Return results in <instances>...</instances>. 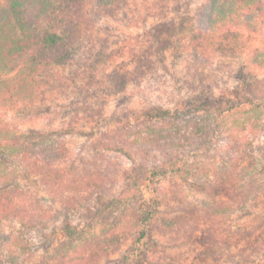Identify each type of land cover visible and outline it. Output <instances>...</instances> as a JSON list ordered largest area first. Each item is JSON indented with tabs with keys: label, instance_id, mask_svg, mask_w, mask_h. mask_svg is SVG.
I'll return each instance as SVG.
<instances>
[{
	"label": "trees",
	"instance_id": "trees-1",
	"mask_svg": "<svg viewBox=\"0 0 264 264\" xmlns=\"http://www.w3.org/2000/svg\"><path fill=\"white\" fill-rule=\"evenodd\" d=\"M123 1L101 0L99 6L105 10ZM85 2L0 0V108L33 105L42 99V78L73 60L76 44L90 27L82 12ZM159 12L157 16H164L163 20L170 18L166 7ZM196 17L197 21L178 20L173 29L182 38H186L187 27L192 34L193 55L188 67L203 77L192 103L151 106L142 113L141 121L107 131L94 146L77 155L47 133L20 135L0 121L1 264H20L41 243L47 248L41 264H102L132 236L135 239L123 264L136 263L157 226L160 194L154 191L159 195L148 211L139 213L132 204L141 199V182L154 184L168 174L184 176L204 193L224 189L242 208L264 203V76L244 73L243 69L233 90L222 87L217 78L208 84L204 78L207 52L228 56L249 51L252 63L264 70V0H206ZM146 62L137 65V86L151 74ZM126 82L118 85L124 87ZM212 128L224 134L227 160L218 167L184 163L180 154L209 150ZM127 151L143 161L142 172L131 188L122 179L129 176L122 175L124 163L117 157L123 154L134 160ZM256 161L262 162L259 170L255 169ZM20 168L41 180L61 210L21 186ZM103 195L108 200L102 201L100 214L115 208L113 220L105 215L95 228L96 220L80 229L73 227L76 215L93 201H101ZM185 204L178 194L173 195L164 212L166 217L161 219L166 231L192 227L228 248L258 245L264 240L263 232L246 244L247 238L241 236L246 230L227 226L220 215H230L233 206L228 203L203 202L197 208ZM56 224L67 238L58 246L49 242L53 233H47ZM98 228L104 234L94 233Z\"/></svg>",
	"mask_w": 264,
	"mask_h": 264
},
{
	"label": "rangeland",
	"instance_id": "rangeland-1",
	"mask_svg": "<svg viewBox=\"0 0 264 264\" xmlns=\"http://www.w3.org/2000/svg\"><path fill=\"white\" fill-rule=\"evenodd\" d=\"M100 1L86 0L82 12L90 20V27L76 44L73 60L68 65L55 67L42 78L41 89L45 92L42 99L33 105L0 108V121L8 123L18 134L47 133L77 155L94 146L107 131L141 121L142 113L151 106L172 107L184 101L192 103L203 78L188 67L189 58L193 55L192 34L187 27L186 38H182L173 29L180 19L197 21V10L206 0H125L105 10L100 8ZM163 6L168 10L169 19L157 16ZM195 27L196 30L201 28L196 22ZM206 54L204 78L207 84L211 78H217L222 87L233 90L239 85L243 69L244 73L264 76V70L252 63L249 51L228 56L213 52ZM142 60H147V71L151 74L142 86H137L135 73ZM123 80L127 81L125 88L118 85ZM208 138L212 141L209 150L180 154L183 162L210 163L218 167L226 161L224 134L212 128ZM126 153L134 160L123 154L117 157L124 163L122 175L126 173L129 176L122 179L131 188L136 175L142 172L143 161L133 152ZM261 164L256 161L255 169L259 170ZM18 171L22 187L47 199L56 210H61L45 192L38 177L27 175L23 168ZM140 185L142 196L132 204L133 207L139 213L148 211L153 207L154 198L160 194V213L156 216L157 226L149 243L142 248L134 264H264V240L258 245L228 248L225 243L193 231L192 227L171 232L161 226V219L166 217L164 212L174 194H178L186 206L194 208L203 202L228 203L233 206L230 215L228 218L220 216L227 226L246 230L241 236L247 238L248 244L264 232V203L242 208L236 200L229 198L226 190L204 193L191 186L184 176L168 174L154 184L145 181ZM155 190L159 194H153ZM101 199L85 207L71 225L80 229L96 220L95 228L99 218L105 215L113 220L117 210L112 208L102 216V201L108 200V196L103 195ZM60 227L56 224L47 231L53 233L49 242L54 246L67 240ZM94 233L104 234V230L98 228ZM134 239V236L130 237L122 248L113 250L102 264H123ZM46 249L44 244H39L34 254L20 264H41Z\"/></svg>",
	"mask_w": 264,
	"mask_h": 264
}]
</instances>
